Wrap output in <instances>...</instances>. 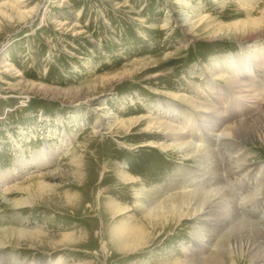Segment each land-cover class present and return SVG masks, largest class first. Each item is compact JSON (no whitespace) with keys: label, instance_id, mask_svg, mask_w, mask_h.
I'll return each mask as SVG.
<instances>
[{"label":"rangeland","instance_id":"1","mask_svg":"<svg viewBox=\"0 0 264 264\" xmlns=\"http://www.w3.org/2000/svg\"><path fill=\"white\" fill-rule=\"evenodd\" d=\"M0 12V170L12 168L19 147L30 158L46 146L60 147L64 134L72 141L65 153L59 149L55 166L28 164L27 172L7 183L10 187L27 181V173L62 165L65 172L45 179L55 188L36 202L9 205L0 188V228L35 227L55 240L75 232L69 244L1 247L0 264L59 259L65 264H172L182 256L181 242H190L194 225L175 221L165 228L150 227L135 207L140 199L136 192L153 186L174 189L192 163L159 147L128 149L158 139L144 133V126L130 131L128 124L110 120L114 115L126 121L140 115L164 117L168 112L161 103L175 101L170 96L175 92L215 109L218 93L206 86L212 78L205 70L213 66L211 60L238 54L255 42L264 46V28L227 29L256 20L264 12V0H0ZM179 105L199 123L196 110L188 103ZM102 106L107 108H98ZM99 114L110 128L96 132ZM191 134V145L213 143L207 142L205 127ZM248 146L254 170L264 167V142ZM215 147L220 149L218 141ZM217 158L223 159L220 153ZM120 170L131 171L133 183L125 184ZM17 191L9 201L21 198ZM74 194L78 199L65 200ZM133 225L145 227L140 245L130 240Z\"/></svg>","mask_w":264,"mask_h":264},{"label":"bare ground","instance_id":"2","mask_svg":"<svg viewBox=\"0 0 264 264\" xmlns=\"http://www.w3.org/2000/svg\"><path fill=\"white\" fill-rule=\"evenodd\" d=\"M204 17L210 19L208 15ZM248 25L254 27L253 31L263 30L264 12L256 20H242V24L227 25V29L233 26L236 31L238 27L242 29ZM243 49L242 52L228 55L222 60H211L213 66L205 70L210 71V78L213 80L219 78L226 84V86L220 85L212 79L206 84L211 91L218 93L215 109L210 108L206 103L195 102L188 96L175 92L170 94L176 99L175 101L172 102L170 99L171 103L170 101L167 104L161 103L163 109L168 112L165 115L161 114L164 117L157 116L152 119L140 115L126 121L118 120L114 115L111 120L109 119L119 121L117 124L121 127H126L128 124L127 128L130 131L133 127L144 126V133H149V136L153 137L151 139H158L134 147L129 146L128 149L144 146L159 147L192 163L177 181L179 186L174 189L170 186L165 189L153 186V190L147 187L148 191L136 192V196L140 199L137 200L138 204L135 207L141 210L142 217L150 227L165 228L169 227L170 222L174 224L175 221L178 226L190 222L194 225V234L190 242H181L182 256L172 259V264H240L242 261L248 264H264V207L259 208V204L264 202L260 199L264 187V167L256 165L254 170V164L251 163L252 151L248 146V144L253 146L264 142V46L255 42L251 47L247 46ZM182 102L188 103L190 108L196 110L198 124L193 123L191 114L176 107ZM107 113L105 116H109ZM102 116L99 114L94 122V128L98 129L96 132L110 128L103 126ZM201 127H205L208 131L207 137L210 138H207V142L209 144L213 142L210 147L189 144L191 133L198 132ZM154 133H160L158 134L160 137ZM69 137V134H64L62 140L64 144L60 147L50 149L46 146L36 150L30 158L24 157L23 149L18 146L19 157H15L17 160L12 168L0 170L1 194L9 205L27 206L40 199L45 190L55 188L45 179L65 172L62 165L42 174L27 173V181L16 182L10 187L7 183H10L19 172H27L28 164L36 169L48 164L55 166L58 155L68 151L72 143ZM216 141L219 142L220 149H216ZM63 147L64 150L60 153L59 149ZM218 153L223 159L225 158V165L223 159L220 161L217 158ZM72 162L76 167L80 166V162L74 160ZM120 171L119 176L123 182H126L125 184L133 183L136 179L131 171ZM80 176L82 177L83 174L81 173ZM17 190L23 193L21 198L9 201L8 197L13 196V191ZM70 197H65L69 203L78 199L75 194ZM243 201L242 207L236 208ZM121 209L128 211V207ZM130 223H134L132 218ZM204 223L209 225L208 229L199 227ZM132 227L133 230L129 232L132 244L144 243L145 227L141 226L139 230L135 229L137 227L134 225ZM34 228L20 229L15 224L1 227L0 249L5 246L13 249L26 246L27 249H31L35 242L44 241L51 244L57 241L54 244L64 245L69 244L75 237V232L64 233L55 240L45 232L42 233L41 229ZM9 263L11 264L6 261V264ZM29 263L36 264L31 261ZM15 264L18 262L15 261ZM50 264H65V262L59 259Z\"/></svg>","mask_w":264,"mask_h":264}]
</instances>
